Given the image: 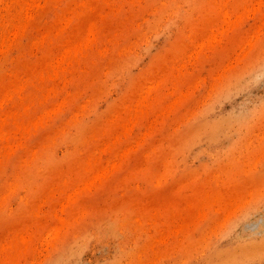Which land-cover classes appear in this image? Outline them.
<instances>
[{
  "label": "rangeland",
  "instance_id": "obj_1",
  "mask_svg": "<svg viewBox=\"0 0 264 264\" xmlns=\"http://www.w3.org/2000/svg\"><path fill=\"white\" fill-rule=\"evenodd\" d=\"M0 264H264V0H0Z\"/></svg>",
  "mask_w": 264,
  "mask_h": 264
}]
</instances>
